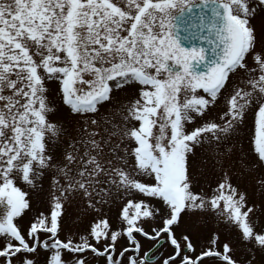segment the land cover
I'll return each instance as SVG.
<instances>
[{
  "label": "snow or ice",
  "instance_id": "1",
  "mask_svg": "<svg viewBox=\"0 0 264 264\" xmlns=\"http://www.w3.org/2000/svg\"><path fill=\"white\" fill-rule=\"evenodd\" d=\"M257 9L264 10V0H0V264H36L39 248L50 251L47 264H67L63 250L77 254L72 264H88V250L105 264H154L156 245L140 255L135 233L157 243L164 234L174 252L162 264H204L205 258L238 264L229 243L217 250L215 235L198 254L188 235L177 239L182 213L207 207L236 225L243 241L264 249V232L249 220L253 208L246 194L227 175L211 196L194 192L187 169L196 145L205 137L227 140L250 112L254 152L264 165V30L252 23ZM46 80L59 81L63 102L80 115L96 113L98 104L112 102L114 90L138 83L139 98L123 117L138 126L105 129L100 140L97 132L87 133L59 161L48 147L61 129L47 119ZM220 97L225 107L217 119L186 128ZM48 170H54L59 195H52L49 214L40 213L22 233L15 219L31 205L16 181L35 188ZM76 191L97 212V204L120 194L123 227L113 230L101 217L88 236L60 240L63 201ZM153 199L163 208H154ZM157 216L162 226L145 230L143 224ZM40 233L50 236L41 240ZM121 236L131 248L117 252Z\"/></svg>",
  "mask_w": 264,
  "mask_h": 264
},
{
  "label": "rangeland",
  "instance_id": "2",
  "mask_svg": "<svg viewBox=\"0 0 264 264\" xmlns=\"http://www.w3.org/2000/svg\"><path fill=\"white\" fill-rule=\"evenodd\" d=\"M252 23L256 26L258 32L264 30V10L257 9L256 16ZM251 63V61H250ZM47 87V97L49 112L47 119L53 122L61 129L58 137L48 140V147L52 151L54 157L62 161L64 156L72 151L70 145L73 141H80L87 138V133L93 131L98 135L95 137L100 140L107 136L105 129L115 131L116 128H123L133 125L138 126V122L129 120L125 122L123 119L127 115V107L132 101L139 98L141 85L135 82L125 84L121 89L114 90L111 95L113 100L111 103L101 102L97 105L96 113H87L80 115L73 113L69 105L63 102L62 93L59 87V81H45ZM202 91V90H199ZM225 107L224 98L220 97L214 107H209L203 117H197L195 121L186 124L187 129L200 126L210 119H217ZM96 119L97 125L85 121ZM115 126V127H114ZM254 134V116L250 112L246 117L243 125L239 127L227 140L215 141L210 137H205L199 145H196L192 152L187 155V169L191 179V187L194 192L204 193L211 196L213 190L217 187L225 175L228 176L229 182L238 191L246 194L247 204L253 208L249 214V220L256 232H264V165L257 163V156L254 152L252 137ZM118 137H112L113 142H118ZM130 147L135 146L133 141H125ZM79 153H83L84 145L79 143L76 145ZM123 147V145H122ZM77 154V153H74ZM110 153L107 147L104 148V159L109 158ZM131 163V158H129ZM114 163H116L114 161ZM73 172L76 171L75 166ZM54 170L44 171V174L36 181V187L27 185L23 181L17 180V186L28 195L31 207L26 209L22 216L15 219V223L20 227L22 233H26L32 221L40 214L48 215L52 205V195H59V191L52 185V177ZM144 182H149V177H141ZM63 183V180H61ZM106 186V185H105ZM137 199L142 198L141 194H134ZM94 199H98L95 198ZM125 199L120 194L113 192L112 197L107 203L97 204V212L87 205V198L83 197L82 192L76 191L68 194L67 199L63 201L62 213L59 218L60 229L58 238L66 240L71 238L74 242L79 241L81 236H88L91 224L95 219L106 217L113 230L123 227L120 219V210ZM152 206L163 208L162 202L159 200H151ZM161 219L157 216L155 220H148L143 224L145 230L150 231L152 227H160ZM177 239H182L183 235H188L198 254L202 249L210 245V240L215 235L218 237L217 250L222 251L223 243L230 245V255L238 264H264V249L259 246L242 240V233L234 224H229L218 217L217 210L207 207L204 210H195L192 212L185 211L182 213L179 227L174 228ZM136 239L141 244L140 255L144 254L151 245V239L135 233ZM50 234L40 233V239L45 240ZM164 237V234L161 235ZM90 242L96 244L95 240L89 238ZM4 243L0 238V246ZM157 243V242H156ZM102 247L101 245H97ZM123 248H131L127 238L121 236L116 243L117 252ZM159 252V258L154 264H162L163 259L170 256L174 252V248L169 242H164L155 252ZM128 254H131L129 252ZM193 255L194 253H189ZM50 251L39 248L34 258L36 264H47L50 258ZM73 254L67 250H63L62 258L67 264H72ZM85 255L88 257V264H105V258L97 256L88 250ZM204 264H223L216 258H205Z\"/></svg>",
  "mask_w": 264,
  "mask_h": 264
}]
</instances>
